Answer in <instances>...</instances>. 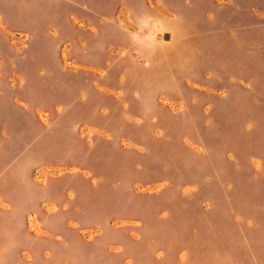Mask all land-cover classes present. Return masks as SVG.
<instances>
[{
  "label": "rangeland",
  "instance_id": "rangeland-1",
  "mask_svg": "<svg viewBox=\"0 0 264 264\" xmlns=\"http://www.w3.org/2000/svg\"><path fill=\"white\" fill-rule=\"evenodd\" d=\"M0 264H264V0H0Z\"/></svg>",
  "mask_w": 264,
  "mask_h": 264
}]
</instances>
